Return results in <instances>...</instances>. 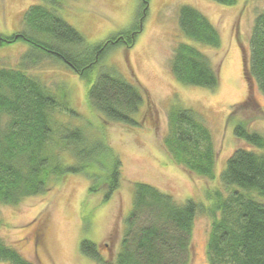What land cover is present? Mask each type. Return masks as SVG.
Here are the masks:
<instances>
[{
    "label": "rangeland",
    "instance_id": "obj_1",
    "mask_svg": "<svg viewBox=\"0 0 264 264\" xmlns=\"http://www.w3.org/2000/svg\"><path fill=\"white\" fill-rule=\"evenodd\" d=\"M36 4L54 11L89 46L130 29L141 10V0H0V34L21 30L23 13ZM183 5L195 8L208 19L220 36L219 47L184 37L177 22ZM259 12H264V0H236L233 5L213 0H147L134 45L111 49L90 74L93 82L101 70L114 68L139 88L142 102L131 117L133 123L110 121L91 108L86 99L89 84L62 61L43 58L27 67L28 74L38 77L51 90L57 86L65 89L68 105L78 113L69 116L55 110L53 119L81 128L88 140L107 144L121 162V174L118 188L107 201L104 178L111 166L108 158L101 159L102 165L93 166L94 180L83 174L52 177L44 193L26 197L15 206L0 205L3 242L33 264H97L81 252L84 240L94 243L105 261H112L121 249L135 183L149 184L178 204L192 200L211 206L215 190L227 195L219 176L229 156L239 147L261 152L236 138L234 127L245 121L249 131L264 135V95L245 71L250 31ZM182 42L208 57L218 77L215 89L183 85L174 78L169 60ZM30 48L23 41L0 47V66L17 67L19 57ZM171 106L195 111L208 128L216 152L214 178L196 175L175 164L163 148ZM60 155L65 165L74 163L68 152ZM93 183L98 189L90 192ZM211 222L203 213L195 217L189 264H210L206 245Z\"/></svg>",
    "mask_w": 264,
    "mask_h": 264
},
{
    "label": "trees",
    "instance_id": "obj_2",
    "mask_svg": "<svg viewBox=\"0 0 264 264\" xmlns=\"http://www.w3.org/2000/svg\"><path fill=\"white\" fill-rule=\"evenodd\" d=\"M213 1L223 5L236 2ZM146 6L147 0H141L140 13L130 29L94 46L85 45L77 30L41 4L31 5L23 13L21 30L0 34V47L19 41L31 47L19 57L17 67L0 66V205L15 206L26 197L44 193L52 177L83 174L94 180L93 166L102 165L101 159L106 158L111 166L104 178V201L118 188L121 162L111 148L101 140H88L81 128L53 119L55 110L78 116L68 105V92L58 86L53 91L26 71L43 58L60 60L89 84L86 99L91 108L110 121L133 123L131 117L142 102L139 88L114 68L101 70L93 82L90 74L111 49L134 45ZM177 22L186 39L219 47L217 30L195 8L181 6ZM169 68L183 85L205 89L218 85L208 57L189 43L174 48ZM245 71L264 95V12L256 14L252 23ZM246 124H236L234 136L261 152L239 147L229 156L219 176L227 195L215 190L211 206L192 200L178 204L149 184L135 183L132 209L114 260L105 261L95 244L87 240L81 242V252L97 264H189L194 219L203 213L212 219L206 245L210 264H264V202L253 195L264 199V135L249 131ZM162 146L175 164L214 178V144L195 111L171 106ZM62 152H68L74 163L65 165ZM97 189L94 183L89 187L90 192ZM0 262L33 264L1 238Z\"/></svg>",
    "mask_w": 264,
    "mask_h": 264
}]
</instances>
